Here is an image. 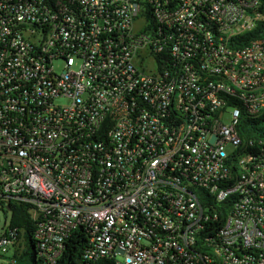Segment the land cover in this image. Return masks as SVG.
Listing matches in <instances>:
<instances>
[{
  "label": "built area",
  "instance_id": "built-area-1",
  "mask_svg": "<svg viewBox=\"0 0 264 264\" xmlns=\"http://www.w3.org/2000/svg\"><path fill=\"white\" fill-rule=\"evenodd\" d=\"M262 3L0 0V210L44 264L78 229L82 264H264Z\"/></svg>",
  "mask_w": 264,
  "mask_h": 264
},
{
  "label": "trees",
  "instance_id": "trees-1",
  "mask_svg": "<svg viewBox=\"0 0 264 264\" xmlns=\"http://www.w3.org/2000/svg\"><path fill=\"white\" fill-rule=\"evenodd\" d=\"M261 11L264 16V0ZM264 38V17L258 22L256 28L246 35V40ZM245 130L250 135H263L264 133V118L255 123H248L245 125ZM10 218V228L18 229L20 237L23 239L25 248L23 251L16 250L13 258L17 260V264H44L42 259L38 257L35 248V222L31 218L29 206L23 204L13 205ZM22 230V231H20ZM88 245L87 235L78 229L74 231L66 241V248L58 260L57 264H78L82 262V254ZM98 264H114L110 260H103Z\"/></svg>",
  "mask_w": 264,
  "mask_h": 264
},
{
  "label": "rangeland",
  "instance_id": "rangeland-1",
  "mask_svg": "<svg viewBox=\"0 0 264 264\" xmlns=\"http://www.w3.org/2000/svg\"><path fill=\"white\" fill-rule=\"evenodd\" d=\"M10 213L5 214L3 211L0 210V234L5 230V228L10 223ZM25 248V244L22 241L19 245H16L13 249H9L7 251L6 249H0V264H6L9 257H11L16 250L23 251ZM78 264H82L81 261H78Z\"/></svg>",
  "mask_w": 264,
  "mask_h": 264
},
{
  "label": "water",
  "instance_id": "water-1",
  "mask_svg": "<svg viewBox=\"0 0 264 264\" xmlns=\"http://www.w3.org/2000/svg\"><path fill=\"white\" fill-rule=\"evenodd\" d=\"M8 209H10V207H8Z\"/></svg>",
  "mask_w": 264,
  "mask_h": 264
}]
</instances>
